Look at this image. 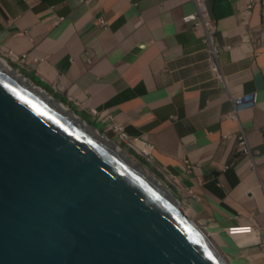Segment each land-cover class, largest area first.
<instances>
[{"label":"crops","instance_id":"1","mask_svg":"<svg viewBox=\"0 0 264 264\" xmlns=\"http://www.w3.org/2000/svg\"><path fill=\"white\" fill-rule=\"evenodd\" d=\"M206 3L219 77L203 27L183 19L195 12L193 0H0V54L79 114H111L132 147L175 178L184 211L226 264H264L261 7ZM248 93L254 105L228 117L233 99ZM241 130L251 154L238 150ZM252 223L259 233L227 231Z\"/></svg>","mask_w":264,"mask_h":264},{"label":"water","instance_id":"2","mask_svg":"<svg viewBox=\"0 0 264 264\" xmlns=\"http://www.w3.org/2000/svg\"><path fill=\"white\" fill-rule=\"evenodd\" d=\"M163 189L0 67V264H226Z\"/></svg>","mask_w":264,"mask_h":264},{"label":"built area","instance_id":"3","mask_svg":"<svg viewBox=\"0 0 264 264\" xmlns=\"http://www.w3.org/2000/svg\"><path fill=\"white\" fill-rule=\"evenodd\" d=\"M89 1V0H87ZM255 0H252L254 2ZM196 4V12L187 14L184 16L185 21H190L194 28L203 27L205 35L204 40L207 44V61L212 72L220 76L219 66H218V46L215 38L216 25L211 19L209 14V9L206 4V0H194ZM261 3V25L264 29V0H260ZM62 18L60 17L59 20ZM99 23L104 25L106 21L103 18L99 19ZM24 57V56H22ZM23 61V58L20 59ZM256 99L255 93H249L246 95L239 96L233 100V110L227 114L228 117L236 118L237 112L245 107H250L254 104ZM91 113L96 116L102 122H107L108 127L111 128L115 134L124 141H130L123 126L120 123H117L113 120L112 115L107 111L91 109ZM238 139V148L245 154H250L251 150L248 145L246 136L243 131L237 135ZM189 167V165H187ZM259 227L255 224L253 225H241L229 227V232L231 234L237 233H250L258 232Z\"/></svg>","mask_w":264,"mask_h":264},{"label":"rangeland","instance_id":"4","mask_svg":"<svg viewBox=\"0 0 264 264\" xmlns=\"http://www.w3.org/2000/svg\"><path fill=\"white\" fill-rule=\"evenodd\" d=\"M0 57L6 59L14 68L18 69L20 73L24 75V77L29 78L32 80L35 84L39 85L36 83L29 75H27L25 72L21 70V68L12 62L9 57H6L4 55L0 54ZM40 86V85H39ZM45 89L52 97L56 98V96L49 91L48 89L42 87ZM62 102V101H61ZM65 106L69 107L72 109L71 106H69L67 103L62 102ZM76 115H80L82 119H84L87 123H91V119L87 118L76 111H74ZM98 124H95L98 128L100 133H103L108 139L112 140L114 143H116L119 147H121L122 151H124L128 156L132 157L138 164L140 165L141 168H143L147 173H149L152 177L155 179L159 180L162 182V185L167 188L174 196L178 198L179 192L176 189V183H175V178L172 177L171 174L168 172L164 171L156 162L152 160L149 156H145L143 153H139L136 151L135 148H133L127 141L121 140L115 133L113 132L112 129H109L107 126L97 122ZM100 124V126H99ZM182 207V205H181ZM183 209V207H182Z\"/></svg>","mask_w":264,"mask_h":264},{"label":"bare ground","instance_id":"5","mask_svg":"<svg viewBox=\"0 0 264 264\" xmlns=\"http://www.w3.org/2000/svg\"><path fill=\"white\" fill-rule=\"evenodd\" d=\"M0 67L7 70L20 80H22L24 83L29 85L31 88L39 92L41 95L46 97L48 100L53 102L55 105L60 107L63 111H65L68 115H70L72 118H74L76 121H78L80 124L85 126L87 129H89L91 132H93L95 135H97L102 141H104L106 144H108L110 147H112L121 157H123L127 162H129L133 167H135L139 172H141L150 182L157 185L159 188L163 189L164 186L162 185V182L152 177L149 173H147L143 168L140 167L138 162H136L132 157L128 156L124 151H122L121 147H119L116 143H114L112 140L108 139L103 133H100V131L94 127H92L89 123H87L84 119L79 117V115H76L74 112L71 111V109L67 106H65L63 103L57 101L54 97H52L46 90H44L39 85L35 84L32 80H30L27 77H24L22 73L16 68H14L6 59L0 57ZM140 151L146 152L145 149L140 148ZM164 190V189H163ZM168 193V192H166ZM203 233L210 239V241L214 244L212 239L209 237V235L202 229ZM211 236V235H210ZM216 247V246H215ZM217 249V247H216ZM217 251L220 253V251L217 249ZM221 254V253H220ZM224 259V258H223Z\"/></svg>","mask_w":264,"mask_h":264},{"label":"clouds","instance_id":"6","mask_svg":"<svg viewBox=\"0 0 264 264\" xmlns=\"http://www.w3.org/2000/svg\"><path fill=\"white\" fill-rule=\"evenodd\" d=\"M194 1V0H193ZM258 2H259V4H260V7H261V3H260V0H257ZM256 2V0L254 1V2H252V0H251V4H254ZM195 3V2H194ZM207 4V3H206ZM196 5V4H195ZM208 7V6H207ZM195 12H196V10H195ZM194 13V12H193ZM189 14H191V13H189ZM187 15V14H186ZM100 18H102V17H100ZM99 18V19H100ZM183 19H184V17H183ZM185 21V20H184ZM186 22H190V21H186ZM191 23V22H190ZM192 24V23H191ZM102 25V24H101ZM193 26V25H192ZM216 33V32H215ZM215 38H216V36H215ZM216 42H217V40H216ZM206 47H207V44H206ZM10 54V56H12V53H9ZM5 56V55H4ZM7 57V56H6ZM9 57V56H8ZM10 58V57H9ZM20 59L21 58H17V62L18 63H22V61H20ZM10 60H11V58H10ZM12 62H14L13 60H11ZM210 67V66H209ZM219 77V76H218ZM35 81V80H34ZM36 82V81H35ZM36 83H38V82H36ZM39 84V83H38ZM40 85V84H39ZM41 87H43L42 85H40ZM45 88V87H44ZM49 90V89H48ZM50 91V90H49ZM249 94V93H248ZM246 95V94H245ZM57 98V97H56ZM237 98V97H236ZM234 100V99H233ZM60 102H61V100H60ZM63 102V101H62ZM61 102V103H62ZM255 103V102H254ZM254 105V104H253ZM252 105V106H253ZM252 106H250V107H252ZM245 108H247V107H245ZM243 109V108H242ZM73 110V109H72ZM96 110H98V109H96ZM233 110V109H232ZM231 110V111H232ZM74 111V110H73ZM99 111H102V110H99ZM230 111V112H231ZM229 112V113H230ZM78 113V112H77ZM90 113H91V111H90ZM238 113V112H237ZM228 114V113H227ZM91 115H92V117L93 118H90V117H87V118H90L91 120H93L96 124H98L97 122H99V123H101V124H103V125H105V126H107L108 127V124H107V122H102L101 120H99L96 116H94L92 113H91ZM86 117V116H85ZM236 117H237V115H236ZM91 124V123H90ZM91 125H93V124H91ZM93 126H95V125H93ZM99 126H100V124H99ZM95 127H97V126H95ZM98 128V127H97ZM101 128V127H100ZM100 128H98V129H100ZM109 128V127H108ZM124 128V127H123ZM109 129H111V128H109ZM125 130V129H124ZM241 131H243V130H241ZM240 131V132H241ZM114 132V131H113ZM126 132V131H125ZM239 132V133H240ZM244 132V131H243ZM115 133V132H114ZM238 133V134H239ZM127 134V133H126ZM237 134V135H238ZM245 134V133H244ZM116 135V134H115ZM128 136V135H127ZM245 136H246V134H245ZM129 138V137H128ZM236 139H237V136H236ZM246 139H247V137H246ZM130 141H127L131 146H133L134 145V143L131 141V139H129ZM248 142V141H247ZM237 144H238V139H237ZM248 145H249V143H248ZM238 146V145H237ZM250 147V146H249ZM134 148V147H133ZM136 149V148H135ZM238 150H239V148H238ZM251 150V149H250ZM136 151L137 152H139V153H143L145 156H149L148 155V153H144V152H142V151H140V149H136ZM239 151H241V150H239ZM242 152V151H241ZM243 153V152H242ZM243 154H245V153H243ZM251 154V153H250ZM245 155H247V154H245ZM150 157V156H149ZM174 178V177H173ZM253 224H255V225H257L256 223H252V224H249V225H253ZM258 226V225H257ZM259 227V226H258ZM205 231V230H204ZM227 231H228V233H230L229 232V228L227 229ZM260 232V227H259V231L258 232H250V233H259ZM231 234V233H230ZM237 234H241V233H237ZM231 235H234V234H231Z\"/></svg>","mask_w":264,"mask_h":264},{"label":"trees","instance_id":"7","mask_svg":"<svg viewBox=\"0 0 264 264\" xmlns=\"http://www.w3.org/2000/svg\"><path fill=\"white\" fill-rule=\"evenodd\" d=\"M40 84V83H39ZM40 85H42V84H40ZM43 87H45L46 89H48V87L47 86H45V85H42ZM91 122V124H93V125H95L96 123L93 121V120H91L90 121ZM96 126V125H95Z\"/></svg>","mask_w":264,"mask_h":264}]
</instances>
